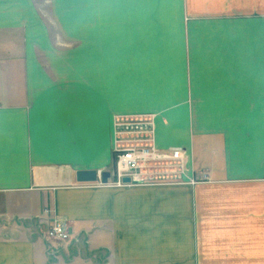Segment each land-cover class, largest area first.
<instances>
[{
  "label": "rangeland",
  "instance_id": "1",
  "mask_svg": "<svg viewBox=\"0 0 264 264\" xmlns=\"http://www.w3.org/2000/svg\"><path fill=\"white\" fill-rule=\"evenodd\" d=\"M229 73L238 75L244 86L253 75L255 89L264 87V0H0V101H12L18 119L26 111L35 118L38 106L43 107L46 121L61 137V156L75 152L76 172L101 166L106 114L112 123L113 164L94 171L111 175L120 146L149 145L165 155L182 152L156 148L154 121L180 103L181 92L209 86L214 76L223 83ZM123 101L141 109L153 104L154 113H120ZM121 120L152 126L120 131ZM179 162L145 161L137 180L122 187L112 177L106 183L100 178L74 182L62 189L58 213L48 208L34 213L31 194L0 193V229L12 237L0 241V264H40L42 238L54 264H133L117 254L110 240L113 226L97 219V210L128 201L137 189L133 187L143 183L165 179L198 184ZM25 231L34 244L26 245ZM225 260L247 262L240 257Z\"/></svg>",
  "mask_w": 264,
  "mask_h": 264
},
{
  "label": "crops",
  "instance_id": "2",
  "mask_svg": "<svg viewBox=\"0 0 264 264\" xmlns=\"http://www.w3.org/2000/svg\"><path fill=\"white\" fill-rule=\"evenodd\" d=\"M246 81L244 86L238 75L229 73L221 83L214 76L204 89L181 92L180 103L154 121L156 148L180 149L189 175L200 182L143 183L133 187L137 189L128 201L98 208L96 218L113 226L110 240L124 261L228 264L224 259L240 257L245 264H264V87L255 89L253 75ZM24 94L29 106L30 92ZM152 105L141 109L123 101L120 113L146 115L154 113ZM13 106L0 101V193L31 194L34 213L47 208L58 213L62 189L76 182L75 152L61 156V137L46 121L43 107L38 106L35 118L26 111L18 119ZM102 124L101 166L81 170H109L113 164L109 114L103 115ZM32 185L39 189L29 190ZM4 232L0 229V241L11 240ZM21 233L26 245L34 244L29 232ZM39 245L40 264H54L44 238Z\"/></svg>",
  "mask_w": 264,
  "mask_h": 264
},
{
  "label": "built area",
  "instance_id": "3",
  "mask_svg": "<svg viewBox=\"0 0 264 264\" xmlns=\"http://www.w3.org/2000/svg\"><path fill=\"white\" fill-rule=\"evenodd\" d=\"M142 120V118H140ZM140 120V121H141ZM140 121H120V131H122L124 128L127 129V127L134 128L133 130L141 129V125L149 126L151 124H141ZM152 126V125H151ZM149 133V132H148ZM114 153H117L115 156V167L113 172L110 175V178L113 179L112 183H116L118 186L122 187L124 186V183L122 182V179L129 178L130 183H134L137 180V171L140 169L141 164H143L145 161H149L151 159H172V160H180V168L185 172V165H184V159L182 157V152L179 151H173L169 155H165L163 153L156 152L155 149L149 145L145 147H140V145H126V146H120V149H116ZM98 178H100V173H98ZM110 180V179H109Z\"/></svg>",
  "mask_w": 264,
  "mask_h": 264
},
{
  "label": "water",
  "instance_id": "4",
  "mask_svg": "<svg viewBox=\"0 0 264 264\" xmlns=\"http://www.w3.org/2000/svg\"><path fill=\"white\" fill-rule=\"evenodd\" d=\"M98 172L90 170V171H77L75 173V180L78 183H88V182H96L98 180ZM108 178H110V173L108 171L100 173L101 183H106ZM123 183H129V178L122 179Z\"/></svg>",
  "mask_w": 264,
  "mask_h": 264
}]
</instances>
